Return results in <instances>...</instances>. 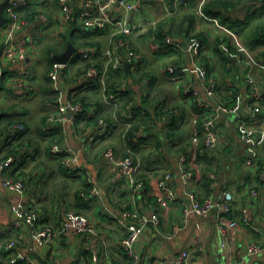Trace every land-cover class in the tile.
<instances>
[{"label":"crops","instance_id":"obj_1","mask_svg":"<svg viewBox=\"0 0 264 264\" xmlns=\"http://www.w3.org/2000/svg\"><path fill=\"white\" fill-rule=\"evenodd\" d=\"M210 1L206 0V3ZM73 4L75 12L86 9L83 0H73ZM29 8L36 12V16L30 17V11L23 10L21 16L26 18L27 23L20 30L11 34L5 24L0 26V56L7 42L17 44L29 36L38 40L27 59L7 58L3 65L4 73L10 77H4L0 85V129L4 128L0 134V145L6 152L9 146L5 143L8 140L22 143V150L10 156L11 169L21 171L29 180L23 196L27 205L43 207L44 215L39 220H44L43 225L48 224V227L60 232L69 210L81 211L90 215L97 232H60L49 244L40 246L31 233L30 225L25 224L26 233L19 239L18 248L24 253L37 255L39 264H128V256L119 244L126 230L113 213L104 211V208L107 205L115 210L127 207L129 191L120 168L110 163L104 152L112 149L122 157L132 150L131 153L140 162V175L146 180V185L131 208L146 215L157 211L160 218L158 227L148 226L136 243V250L141 256L140 264H172L183 248L192 250L187 264H264V185L260 179L264 137L254 132L252 140L247 142L238 125L240 119H246L250 127L256 130L264 128V101L261 113L255 119H249L247 104L250 88L246 80L238 79L239 82L232 76L236 66L241 73L251 68L253 76L264 88V68L238 60L239 55L244 56V51L235 46L234 31L228 28L232 26L238 30L234 33L253 58L264 62V0H220L211 9L218 11V16L199 14V0H191L173 13L165 11L163 0L144 2L143 16L154 19L156 23L129 35L128 40L130 45L138 46L140 70H147L153 82L146 76L141 79L139 65L132 64L127 71L124 64L125 72L132 73L121 82L127 83L124 90L130 92L127 97L130 96L131 100L127 102L126 97L119 95L117 107L104 100V85L100 80L83 86V79L77 76L84 59L89 58L82 59L81 46L63 37L64 34L72 36L70 28L75 17L72 21L65 20L58 0H29ZM76 23L81 26L78 19ZM159 30L165 37L171 36L174 44H166L159 50L152 49L154 55L149 59L141 50V42L155 41ZM114 31L115 28L94 36L101 42L102 50L113 44ZM231 45L235 47L233 50ZM53 48L58 51L53 53V65L46 66L49 61L46 58ZM67 52L66 67L58 72L56 79H52L50 72L54 64ZM77 55L79 58L73 62ZM226 57L230 61H224ZM197 58L207 61L213 70V77H219V80L215 79L218 86L212 84L216 91V98L212 100L219 99L218 91L225 92L236 85L238 101L235 104L238 108L230 111L225 107L215 117V127L223 143L203 150L201 153L204 156L197 155L192 165V188L201 200L211 197L214 206L207 216L196 213L186 216L183 208L185 187L178 158L184 147L191 143L194 112L189 102L181 100L178 85L188 82L205 94V83L196 72ZM244 58L247 59L246 54ZM167 62H174L183 70L179 82L170 80L164 73L162 67ZM233 65V70H229ZM26 66L31 67L30 91L16 87L14 77H11ZM112 78L117 80L120 76ZM148 94L150 96L146 100L149 103L144 104L145 109L155 112L159 105L164 104V107L158 115L148 118L145 125L141 124L139 129L133 130L137 139L132 147L124 137V127L127 130L130 127L126 123L140 117L132 108L128 110V105L131 101L142 105ZM79 95L86 97L85 116L75 123L47 120L49 116L58 114L60 103ZM130 111L135 117H129ZM92 114L112 123L103 136L94 134L95 123L87 117ZM10 121H13V126L9 130ZM21 121L25 125L17 123ZM19 132L20 135L17 134ZM55 138L58 140H55L56 145L73 150L78 149L82 141H87V150L80 155V163L91 174L92 181L102 192L101 196H94L88 201L80 197V192L87 188L86 177L81 173H72L61 163V154L67 152L54 154L53 147L50 150L49 146ZM204 169L214 174V177L210 175L212 182L208 188L202 186ZM167 172L172 174L171 185L177 193L176 200L166 199L157 185L159 177ZM21 195L7 189L0 180V225H10L16 219L12 206L19 202ZM226 195L230 196L227 202L231 211L218 204ZM220 227L226 234L223 235ZM17 230L13 228L4 234L3 240L16 237ZM254 245H259L260 250L252 251ZM2 252L0 250V264H13Z\"/></svg>","mask_w":264,"mask_h":264},{"label":"built area","instance_id":"obj_2","mask_svg":"<svg viewBox=\"0 0 264 264\" xmlns=\"http://www.w3.org/2000/svg\"><path fill=\"white\" fill-rule=\"evenodd\" d=\"M2 0H0L1 3ZM62 12V16L65 20H71L75 17V7L73 0H58ZM148 0H83L86 9L80 10L78 14V20L83 27L95 28V29H107L115 28L112 33L114 37L113 44L111 47L106 49H100L95 45H86L81 48V54L83 58L93 59L96 57H101L104 60L103 68L98 66H91L87 68L82 74L81 78L84 83H92L93 81L100 80L104 89L106 86V77L110 66L117 69L123 66L126 62L135 65L138 62V52L130 47L128 36L141 32L150 26H153L156 21L151 18H146L142 14V6L144 2ZM191 0H173L170 4L168 1L163 0V6L166 12L173 13L178 10L181 6H186ZM206 0H199L198 12L201 15L206 16L203 5ZM29 6V0H9L5 7L7 14V19L5 26L8 32L11 34L14 31L20 30L27 21L21 18L22 7ZM227 29V28H226ZM229 30V29H228ZM231 31V30H229ZM124 36V37H120ZM235 44L240 50L244 51L247 55V59L244 56H238V60L241 62H246L264 68V62L257 61L253 58L250 52L246 49L243 43L240 41L239 37L232 32ZM37 38L34 36H29L23 38L19 43H6L3 47V54L0 56V85L4 82L3 65L7 61V58L11 60L27 59L31 49L36 48ZM165 44H174L171 36H166ZM151 48L153 50L161 49V44L156 41H152ZM195 45L198 46L199 42L196 41ZM198 60V61H197ZM196 72L201 80L205 83V98L203 94L200 93L191 83L185 82L180 83L178 88L180 90V98L184 103H191L195 101L200 108L207 109L209 111L203 119L201 125L200 117L194 113L192 118V139L187 150L181 152L178 158V167L183 179V184L185 187V201L183 202L184 213L186 216L191 214H199L207 216L212 210L214 203L212 198L208 197L206 200H201L198 193L192 188V183L194 181V171L193 163L196 156L202 146L206 149L216 148L223 143L222 136L218 133L215 127L216 116L221 113L225 107L222 106L218 100H212L216 98V91L213 85L210 83L208 78L209 67L206 63L202 62L197 58L195 60ZM66 67L65 63L57 61L54 64L53 69L50 72L52 79H56L58 72ZM163 71L166 76L175 82L180 81L183 70L174 62H167L163 65ZM243 72V70H242ZM31 73V67L26 66L22 69L17 70L11 77H14V84L16 87L28 88V77ZM147 78V77H146ZM145 78V79H146ZM148 79V78H147ZM245 80L250 88V99L247 104V109L249 112V119H255L258 114L262 111V102L264 101V88L252 74L251 68L245 74ZM122 88L127 86L126 82L122 83ZM181 88V89H180ZM104 100L114 106L119 104V93L113 90H109L103 95ZM211 98V100L208 99ZM238 101V100H237ZM236 101V102H237ZM133 102L128 105V110H131ZM238 108V104L227 110L235 111ZM71 111V114H70ZM85 112L83 104L81 102L73 103L70 99L65 102L60 103L59 112L57 115H51L48 121L61 120L62 122L74 123L77 116L82 115ZM129 117H135L134 112L130 111ZM131 120H129L126 125H131ZM98 127L95 128L94 134L103 135L110 128V122L105 118H100L98 120ZM239 128L243 134L245 141L250 142L252 140V135L257 132L262 137H264V128L256 130L250 127L249 122L246 119L239 120ZM0 145V151H1ZM87 150V141H82L78 149L73 150L72 148H62L55 144L52 151L54 154L61 152H67L69 154L66 163L69 170L72 172L84 173L90 182L91 194L93 196H101V190L92 181L91 174L88 172L86 167L80 163V155ZM131 152V150H129ZM105 158L107 160L120 168L121 172L125 177V184L127 190L131 195L132 202L135 203L138 198H140L142 192L145 189L146 180L140 175V162L135 159L132 155H126L119 157L112 150H106L104 152ZM11 163L12 158H2L0 156V180L3 185L14 192L22 194L19 202L12 206V211L15 216V220L10 225H0V250L8 252V258L10 263H17L18 261H23L25 264H39V258L37 255L28 254L22 252L18 246L15 239H10L9 241L3 240V235L10 232L13 228L21 229L20 238L26 233L25 224L30 225L31 233L35 240L40 244V246H46L51 242L58 233L73 231L75 234H85V233H96L97 229L92 221L90 215L86 213H78L70 211L68 213V218L63 222L62 229L57 232L51 227L41 226L36 227L35 219L37 214L35 212H30L27 209V204L25 200L26 183L22 179H15L11 175ZM214 177V174H211ZM172 174L167 172L159 177L157 185L160 191L164 194L166 199L176 200L177 193L173 186L171 185ZM260 179L264 185V162L261 166ZM254 193H257L254 191ZM91 194H82L84 199H90L93 196ZM229 195L223 196L218 202L219 206L227 211H231V208L227 202ZM104 211L112 212L116 217L117 222L124 227L126 230L125 235L119 240V244L122 247L123 252L130 258L131 264H140V254L136 250V243L138 242L141 235L144 233L148 226L158 227L160 218L157 211H153L150 215L143 214L139 212L136 208L115 210L114 207L107 205ZM220 231L226 234L223 227H220ZM223 245L225 243L223 242ZM255 247L252 251L260 250L259 245H254ZM95 253V250H93ZM192 250L190 248H183L179 255L175 258L172 264H187L190 258Z\"/></svg>","mask_w":264,"mask_h":264},{"label":"trees","instance_id":"obj_3","mask_svg":"<svg viewBox=\"0 0 264 264\" xmlns=\"http://www.w3.org/2000/svg\"><path fill=\"white\" fill-rule=\"evenodd\" d=\"M170 4H172L173 3V0H167ZM211 1L213 2V3H211ZM210 2H205L206 3V5L204 4L203 5V10H204V12L205 13H210V14H212V15H214V16H218V11H213V10H211V9H214V4L215 3H219V1L220 0H211ZM223 1H227V0H223ZM210 7V8H209ZM26 8V9H25ZM21 9V12L23 11V10H29L30 8H29V6H26V7H22V8H20ZM30 11V13H29V15H30V17H35L36 16V12H32L31 10H29ZM80 13V11L79 10H76V12H75V19H72V20H74L72 23H71V28H70V32H72L73 34H72V36L70 37V34H64V38L65 39H71L75 44H77L78 46H81V48L82 47H84V46H86V45H95V46H97L98 48H100L101 49V42L99 41V40H97V39H95V37L94 36H97V35H99L101 32H104V31H110V29H111V31L112 30H114V28H107V29H95V28H86V27H83L82 25L81 26H79V25H77V19H78V14ZM4 15L6 16V18H7V14H6V11L4 10ZM21 18L22 19H24V20H26V18L25 17H22L21 16ZM71 20V21H72ZM76 21V22H75ZM228 28H230V29H233V31L235 32V31H237V32H239L238 30H236L235 28H233L232 26H230V27H228ZM236 32V33H237ZM120 37H124V36H120ZM152 37H153V35H152ZM76 38V39H75ZM165 35L162 33V30H159V33H157L156 34V38L154 39L156 42H159L160 44H161V46H162V48L164 47V46H167L165 43ZM77 41H78V43H77ZM83 42H85V43H83ZM169 45V44H168ZM1 46L2 45H0V48H1ZM131 46V48L132 49H134L136 52H138L137 50H138V46H134V45H130ZM235 46L237 47V45L235 44ZM230 48L233 50L235 47L234 46H230ZM58 51H57V49H55V48H53L52 50H51V52H50V55L46 58V59H49V61L47 62V64H46V66L47 65H53V53H57ZM81 52V51H80ZM244 54V57H245V53H243ZM80 57L82 58V59H84L83 57H82V54L80 53ZM79 58V55H77L74 59L75 60H73V62H75V61H77V59ZM201 60V59H200ZM202 62H204V63H207V65H208V67H209V71H208V78H209V80H210V83L211 84H213V85H215V86H218V82H215V79L217 80V78H218V80H219V77H218V75H216L215 77H213V75H212V73H213V70L210 68V66H209V63L206 61H204V60H201ZM224 61H230V59L228 58V57H226L225 59H224ZM258 61V60H257ZM136 65H139V70L141 69V63H139V61L136 63ZM91 66H98L99 68H103V66H104V60L101 58V57H96V58H93L92 60H90V59H84V64L82 65V67L78 70L79 71V74L77 75L78 76V78H81V76H82V74L84 73V71L87 69V68H89V67H91ZM233 68H234V65L232 66V68L231 69H229V70H233ZM138 70V71H139ZM140 73H139V75H140V77H141V79L144 77V76H146V77H148V78H150L151 79V81L153 82V79H152V77H151V75L149 74V72L147 71V70H140L139 71ZM247 72V71H246ZM246 72L245 71H243L242 73H241V71H240V69L236 66L235 68H234V73H233V77H234V79L236 80V81H241V79L243 80V81H245V74H246ZM132 73V72H131ZM131 73H126L125 72V68L123 67V66H121V67H119V68H117V69H115V68H113L112 66H110V68H109V71H108V77H107V80H106V86H107V89H104V93H106L107 91H109V90H113V91H115V92H118L119 93V95L120 96H122L123 98H125L126 97V101L127 102H129L130 100H131V97L129 96V98L127 97L128 96V94L130 93L128 90H124L123 88H122V83L123 82H121V80L122 79H126V77L127 76H129ZM116 77V76H120V79H117V80H115V79H113L112 77ZM123 76V77H122ZM217 77V78H216ZM228 78V77H227ZM227 78H226V80H227ZM124 79V80H125ZM239 79V80H238ZM239 81V82H240ZM29 83H30V85H31V82H30V78L28 77V88H26V90L28 89L29 91H30V89H29V87H30V85H29ZM227 83H229L228 81H227ZM89 84H91V83H89ZM85 85H88V83H83V86H85ZM2 87V86H1ZM216 89H218V87L216 88ZM27 90V91H28ZM218 91V90H217ZM238 92V88L236 87V85H234V86H232V89H230V88H227V90L225 91V92H222V91H218V94H219V99H218V101H219V103L222 105V106H224V107H227V108H231L235 103H236V101H237V93ZM104 93H103V95H104ZM80 96V97H79ZM79 96H77V97H75V98H73L72 97V99H70L73 103H76V102H81L82 104H83V107H84V109H85V112L81 115H79V116H77V118L75 119V122H77L82 116H85L86 115V111H87V103H86V101L84 100V98H86L84 95H79ZM150 95L148 94L147 96H145V98H144V100H143V103H142V105H139L138 103H137V105L136 104H133L132 105V110L134 111V112H136L137 113V116H139L140 117V119H138V120H135V121H133L132 123H131V125L130 126H128V127H130V128H128L127 130H126V127H124V131H125V135L126 136H124L126 139H127V141L129 142L128 144H130L132 147H133V144L135 143V140L137 139V138H135V137H137V136H134V133H133V130L135 129H139V126H141V124H144L145 125V123L144 122H146L147 121V119L148 118H152V116H153V114L154 115H158L159 114V112L161 111V109L164 107V104L162 105H159V107L158 108H156L157 110H155V112L154 111H152V112H150V110H147V109H145L143 106H144V104L145 103H149V102H147V100L146 99H148V97H149ZM124 100V99H123ZM132 102V101H131ZM191 108H192V110H193V112L194 113H196L199 117H200V122H199V124L201 125V121H202V119H203V117L206 115V114H208V112L209 111H206L207 109H203V108H200L198 105H197V103L195 102V101H192L191 103ZM139 105V106H138ZM95 108H96V111H97V107L96 106H94ZM122 112V111H121ZM89 119H90V122H93V123H95V124H93V125H95L96 127H98V120L100 119V118H102V116H99V115H90V116H87ZM129 119V118H128ZM48 120V119H47ZM109 121V120H108ZM74 122V123H75ZM110 122V121H109ZM17 123H19V124H24V122H17ZM172 124V123H171ZM8 129L10 130V127L11 126H13V121H10L9 123H8ZM25 125V124H24ZM110 125L112 126V123L110 122ZM25 127V126H24ZM4 129V128H3ZM3 129H0V134H2L3 133ZM94 130V129H93ZM110 130V128L108 129V131ZM107 131V132H108ZM193 133V132H192ZM18 135H20L21 133L19 132V133H17ZM103 136V135H102ZM16 138V137H15ZM6 139V138H5ZM58 142V140L55 138V139H53V144H51L50 146H49V148H50V150H51V148L55 145V144H57V142ZM9 146L8 147V149L6 150V152H4L3 151V149L1 148V150L2 151H0V156L2 157V158H8V157H13V156H15L20 150H22V143H20V142H13V140L12 141H7L6 143H5V146ZM190 145V143L188 144V146ZM187 146V147H188ZM187 147H184V151H186L187 150ZM201 151H199L198 152V157L200 156H204V155H202L203 153H201L203 150H206V148L204 147V146H202V149H200ZM132 151V150H131ZM184 151H182V152H184ZM52 152V151H51ZM50 152V153H51ZM62 153V152H61ZM59 154V153H58ZM126 155H132L133 157H134V155L130 152V151H128V152H126L125 154H124V156H126ZM68 156H69V154H61V158H60V160H61V163L67 168V169H69V167H68V165H67V163H66V160H67V158H68ZM135 159H136V157H134ZM262 166V165H261ZM72 172V171H71ZM72 173H78V172H72ZM211 173L212 172H210L209 170H206V169H204V172H203V184H202V186L203 187H207L208 188V186L209 185H211V178H210V175H211ZM81 174H84V173H81ZM11 175L15 178V179H22L25 183H26V188H27V184H29V180L26 178V176L21 172V171H19V172H17V171H12V169H11ZM85 175V174H84ZM85 177H86V183H85V186L87 187L86 189H84V190H82L81 192H80V197L83 199V200H90V199H84L83 198V196H82V194H91V192H90V190H91V186H92V182H90L89 181V179H88V177L85 175ZM92 195V194H91ZM93 196V195H92ZM94 197V196H93ZM128 200H129V202H128V206L127 207H124L123 209H130L131 208V206H132V199H131V195H130V193H129V198H128ZM27 209L30 211V212H35L36 214H37V217H36V219H35V225H36V227H41V226H47L48 224H45V225H43V223H44V220H43V222L41 221H39V220H41V216L42 215H44L43 214V207L41 208V207H34L32 204H28L27 205ZM79 213H83V212H79ZM16 233H17V236L15 237V236H13L11 239H15L16 241H17V246H18V241H19V239H20V233H21V229L19 228L17 231H16ZM19 247V246H18ZM4 251V250H3ZM2 255H7L8 256V252H6V251H4V252H2ZM38 257V256H37ZM128 259V264H131L132 262H131V260H130V258L129 257H127ZM19 262H21V261H18L17 263H19ZM23 262V261H22ZM24 263V262H23ZM16 264V263H15Z\"/></svg>","mask_w":264,"mask_h":264},{"label":"water","instance_id":"obj_4","mask_svg":"<svg viewBox=\"0 0 264 264\" xmlns=\"http://www.w3.org/2000/svg\"><path fill=\"white\" fill-rule=\"evenodd\" d=\"M9 0H4L1 4H0V26L4 25L5 22H6V16L4 15V9L6 7V5L8 4ZM68 56H69V52L63 54L62 56H60V58H58V61L59 62H62V63H66L67 59H68ZM130 62H126L125 63V68L126 70H130ZM70 114H71V111H70Z\"/></svg>","mask_w":264,"mask_h":264},{"label":"rangeland","instance_id":"obj_5","mask_svg":"<svg viewBox=\"0 0 264 264\" xmlns=\"http://www.w3.org/2000/svg\"><path fill=\"white\" fill-rule=\"evenodd\" d=\"M143 42H144V40H143ZM141 42L142 44V46H141V50H142V52H143V54H145V55H147V56H149V59H152V57H153V50H152V48H151V44H150V42ZM145 68V67H144Z\"/></svg>","mask_w":264,"mask_h":264}]
</instances>
